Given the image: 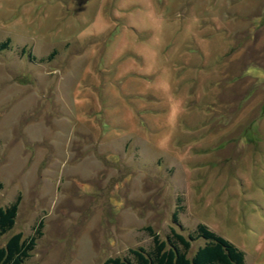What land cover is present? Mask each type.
Returning a JSON list of instances; mask_svg holds the SVG:
<instances>
[{"label": "rangeland", "instance_id": "374dc122", "mask_svg": "<svg viewBox=\"0 0 264 264\" xmlns=\"http://www.w3.org/2000/svg\"><path fill=\"white\" fill-rule=\"evenodd\" d=\"M5 38L0 245L41 220L25 264H102L201 222L264 264V0H0Z\"/></svg>", "mask_w": 264, "mask_h": 264}, {"label": "trees", "instance_id": "16d2710c", "mask_svg": "<svg viewBox=\"0 0 264 264\" xmlns=\"http://www.w3.org/2000/svg\"><path fill=\"white\" fill-rule=\"evenodd\" d=\"M9 43L8 38L0 40V51L8 50ZM19 52L25 54L28 61L35 60V56L27 47L21 46ZM54 54L55 50L52 49L44 59L49 60ZM1 187L0 182V189ZM19 200L20 194L17 193L12 201L0 206V236L13 227ZM175 201L171 220L182 230L177 215L183 206L179 196ZM41 226L42 222L39 220L32 233L26 237H23L21 232L10 234L0 245V264H25L35 246L36 238L41 235ZM143 230L151 238V246L148 249L141 246L127 248L125 255L107 257L102 264H246L244 252L240 248L201 222L185 235L170 226L164 239H160L150 226L143 227ZM197 239L202 240L201 244L187 256L192 242Z\"/></svg>", "mask_w": 264, "mask_h": 264}]
</instances>
